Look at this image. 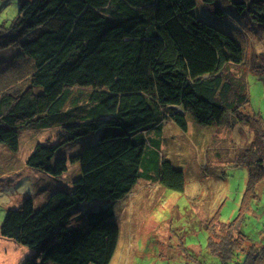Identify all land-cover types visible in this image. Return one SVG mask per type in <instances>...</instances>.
Masks as SVG:
<instances>
[{"label": "trees", "instance_id": "obj_1", "mask_svg": "<svg viewBox=\"0 0 264 264\" xmlns=\"http://www.w3.org/2000/svg\"><path fill=\"white\" fill-rule=\"evenodd\" d=\"M17 15L0 24V147L16 151L23 129H54L55 140L37 142L30 168L60 177L68 159L57 149L89 134L97 140L71 157L79 162L71 190H56L35 207L32 196L7 210L0 234L33 253L23 264H109L120 227L115 205L140 179L182 192L185 178L145 132L164 119L187 130V114L200 126L235 117L251 139L235 160L247 165L249 199L264 178V120L246 112V75L264 76V51L246 64L244 49L227 32L198 19L195 0H17ZM215 14L230 4L264 31V0H202ZM239 27V26H238ZM246 64V70H234ZM148 149L153 151L147 162ZM248 206V205H247ZM249 209L247 208V211ZM210 220L215 225L217 214ZM217 220V221H216ZM209 248L240 264H264V245L242 228ZM238 264V263H237Z\"/></svg>", "mask_w": 264, "mask_h": 264}, {"label": "rangeland", "instance_id": "obj_2", "mask_svg": "<svg viewBox=\"0 0 264 264\" xmlns=\"http://www.w3.org/2000/svg\"><path fill=\"white\" fill-rule=\"evenodd\" d=\"M195 2L194 15L231 35L243 47L246 64L264 51V31L252 30L247 15L220 3L223 15L219 16L202 0ZM17 10V0H0V24L9 26ZM15 53L16 47L0 51V61ZM246 64L233 69L246 70ZM246 82L249 104L245 110L264 120V76L250 72ZM186 118L187 130L164 119L160 128L145 132L150 148L159 146L160 161L166 159L183 171L184 190L177 192L158 181L140 179L131 193L114 206L120 234L109 264H240L245 252L235 248L228 259H222V254L209 248L211 240L218 242L234 233L235 229L222 225L234 222L252 244L264 245V178L256 188L258 197L248 201L249 168L235 160L251 139L249 127L235 117H225L222 124L214 126H200L189 114ZM56 135L54 129L27 128L19 133L16 151L0 147V227L7 210L18 208L25 197L32 196L38 208L52 192L71 190L79 162L70 158L98 137L89 134L57 149L55 159H68V169L60 177L27 166L36 143L53 142ZM151 149L146 155L148 164L154 161ZM216 214L218 221L212 225L209 221ZM32 253L27 246L0 234V264H23Z\"/></svg>", "mask_w": 264, "mask_h": 264}]
</instances>
